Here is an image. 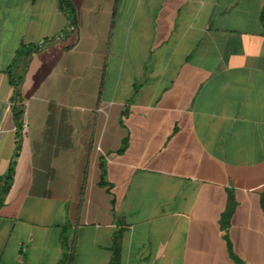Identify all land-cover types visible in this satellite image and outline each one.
I'll return each instance as SVG.
<instances>
[{"label":"crops","instance_id":"obj_1","mask_svg":"<svg viewBox=\"0 0 264 264\" xmlns=\"http://www.w3.org/2000/svg\"><path fill=\"white\" fill-rule=\"evenodd\" d=\"M69 1L0 0V264H264V0Z\"/></svg>","mask_w":264,"mask_h":264},{"label":"trees","instance_id":"obj_2","mask_svg":"<svg viewBox=\"0 0 264 264\" xmlns=\"http://www.w3.org/2000/svg\"><path fill=\"white\" fill-rule=\"evenodd\" d=\"M62 1V4H63V8L70 13V19L71 21L73 22L74 25L77 24V19L75 17V15L73 14L74 12V9H73V6L71 4V2L69 0H61ZM72 13V14H71ZM25 47V45L23 46V48ZM33 50H27L25 52L22 53V62L23 64H25V67H23L22 69V72L20 74H17L16 72H13L12 70L9 71V74H10V80H11V83L14 85L16 91L21 83V80L24 76V73L26 71V67H27V64H28V60H29V56L31 54ZM23 115H24V105L23 104H20L19 106H17L15 108V116H16V120L18 122V127H22V119H23ZM126 144V142H124ZM125 148V145L122 149ZM13 177V169L10 170L7 178H6V185L4 187V191H7L10 187V184H11V179ZM102 184H105V181H102ZM231 211H232V207H230V210L224 215V218L226 219V222L228 223L229 221V218L231 216ZM230 249H231V246L229 245ZM70 260H71V257H70ZM112 264H119V254H118V251L116 252L115 254V259H114V262Z\"/></svg>","mask_w":264,"mask_h":264}]
</instances>
